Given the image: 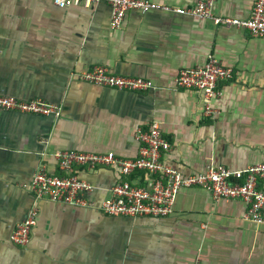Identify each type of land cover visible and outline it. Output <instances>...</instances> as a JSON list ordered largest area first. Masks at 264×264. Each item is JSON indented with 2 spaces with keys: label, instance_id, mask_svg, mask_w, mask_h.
<instances>
[{
  "label": "crops",
  "instance_id": "crops-1",
  "mask_svg": "<svg viewBox=\"0 0 264 264\" xmlns=\"http://www.w3.org/2000/svg\"><path fill=\"white\" fill-rule=\"evenodd\" d=\"M192 7L197 0H154ZM254 0H216V14L247 18ZM105 1L60 7L53 0H0V93L41 98L61 117L0 109V264H264V223L246 217L241 199L185 187L166 217L115 216L100 208L125 177L117 165L76 166L97 186L88 206L37 198L28 188L41 165L62 175L61 150L136 157L139 130L157 121L171 143L165 159L183 174L264 162V37L211 19L162 10L127 12L113 28ZM233 68L205 113V96L177 88L183 68L210 57ZM100 64L121 75L153 80L155 89L127 91L84 81ZM264 188V182L260 184ZM37 206L30 241L10 239Z\"/></svg>",
  "mask_w": 264,
  "mask_h": 264
},
{
  "label": "built area",
  "instance_id": "built-area-1",
  "mask_svg": "<svg viewBox=\"0 0 264 264\" xmlns=\"http://www.w3.org/2000/svg\"><path fill=\"white\" fill-rule=\"evenodd\" d=\"M60 7L70 3L91 5L105 1L111 6L113 28L119 27L127 12L138 10L142 13L162 10L198 18L211 19L216 25L237 26L253 35L264 37V0H254L252 13L247 18L216 14L213 6L216 0H197L192 7H174L154 0H53ZM234 70L215 57L202 66L183 68L179 71L175 85L182 89H195L205 96V113L215 114L211 102L219 93L218 85L233 78ZM81 78L94 85L107 86L127 91L155 89L153 80L141 76L121 75L112 72L100 64L93 65L81 73ZM0 109L17 110L38 115L61 116V109L48 101L35 98L19 99L13 95L0 94ZM137 138L142 142L136 157H121L114 151L94 152L61 150L57 153L62 175L51 174L41 165L28 188L37 198L69 205L88 206L87 194L97 188L96 185L80 178L73 172L76 166L91 167L117 165L125 177L142 171L151 176L145 184L139 185L123 179L111 187V196L103 199L99 208L108 215L166 217L173 213L176 196L185 187H203L217 198L241 199L248 205L246 217L264 223V162L255 163L246 169L235 170L225 165L210 166L204 172L189 175L170 165L165 154L171 143L164 135L159 122H153L148 129L139 130ZM37 206L31 207L26 219L18 223L11 233V241L25 246L29 243L31 231L37 223Z\"/></svg>",
  "mask_w": 264,
  "mask_h": 264
},
{
  "label": "water",
  "instance_id": "water-1",
  "mask_svg": "<svg viewBox=\"0 0 264 264\" xmlns=\"http://www.w3.org/2000/svg\"><path fill=\"white\" fill-rule=\"evenodd\" d=\"M0 94H3V93H0ZM6 95H9V94H6ZM25 113V112H24ZM53 116H55L54 114H53ZM61 116H62V111H61ZM60 116V117H61ZM56 117V116H55ZM49 172V171H48ZM50 173V172H49ZM51 174H53V173H51ZM30 211V210H29Z\"/></svg>",
  "mask_w": 264,
  "mask_h": 264
}]
</instances>
